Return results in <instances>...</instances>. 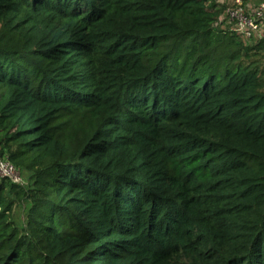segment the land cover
Listing matches in <instances>:
<instances>
[{"label": "trees", "instance_id": "obj_1", "mask_svg": "<svg viewBox=\"0 0 264 264\" xmlns=\"http://www.w3.org/2000/svg\"><path fill=\"white\" fill-rule=\"evenodd\" d=\"M227 7L0 0V157L29 177L0 178V264H264V38Z\"/></svg>", "mask_w": 264, "mask_h": 264}, {"label": "built area", "instance_id": "obj_2", "mask_svg": "<svg viewBox=\"0 0 264 264\" xmlns=\"http://www.w3.org/2000/svg\"><path fill=\"white\" fill-rule=\"evenodd\" d=\"M221 19V18H220ZM226 30L235 33L246 41L264 37V3L228 6L225 11ZM0 178L17 184H25L20 170L9 160L0 157Z\"/></svg>", "mask_w": 264, "mask_h": 264}, {"label": "rangeland", "instance_id": "obj_3", "mask_svg": "<svg viewBox=\"0 0 264 264\" xmlns=\"http://www.w3.org/2000/svg\"><path fill=\"white\" fill-rule=\"evenodd\" d=\"M213 1L217 2L221 6L223 5V7L227 6V5L231 7V6L239 5V4H243L244 6H247V5L255 6V5H259V4L264 3V0H213ZM224 18H225V13L221 16L220 23H219V26L223 29L226 28V22L223 20ZM241 39H243V38L241 37ZM259 40H260V38H256V39L247 41V43H254L255 44ZM23 174H24L23 178H24L25 182H28L29 177L25 173H23ZM15 212H16L17 221L21 223L22 218L24 217V210L21 207L17 206L15 208Z\"/></svg>", "mask_w": 264, "mask_h": 264}]
</instances>
